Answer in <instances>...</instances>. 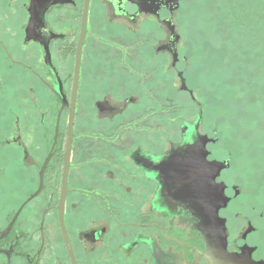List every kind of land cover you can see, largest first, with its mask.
I'll return each instance as SVG.
<instances>
[{
	"label": "flooded vegetation",
	"instance_id": "flooded-vegetation-1",
	"mask_svg": "<svg viewBox=\"0 0 264 264\" xmlns=\"http://www.w3.org/2000/svg\"><path fill=\"white\" fill-rule=\"evenodd\" d=\"M171 1L90 0L64 207L71 250L58 208L86 0L7 1L6 11L15 6L26 15L24 38L39 46L42 70L6 53L56 97L59 107L53 132L46 129L32 150L15 133L20 119L13 124L11 118L9 128L0 130L7 163L0 175L9 181L5 190L0 186L5 194L0 200V264H212L201 210L194 212L179 199L187 194L186 181L204 182L205 174L212 173L206 163L213 162L228 164L216 178L227 198L219 218L228 252L249 247L252 259L264 263V211L233 174L232 159L219 156V133H206L200 116L179 134L167 123L173 114V72L181 86L187 79L179 67L181 36L173 21L181 1ZM33 3L37 37L27 41ZM158 34L164 39L158 40ZM181 91L193 99L189 87ZM163 92L169 95L165 102Z\"/></svg>",
	"mask_w": 264,
	"mask_h": 264
},
{
	"label": "rangeland",
	"instance_id": "rangeland-1",
	"mask_svg": "<svg viewBox=\"0 0 264 264\" xmlns=\"http://www.w3.org/2000/svg\"><path fill=\"white\" fill-rule=\"evenodd\" d=\"M7 1L0 0V130L9 128L11 118L13 124L20 119L19 131L13 132L22 135L32 150L46 129L53 132L59 103L32 73L9 59L6 52L13 60L42 70L39 46L24 38L26 15L15 6L6 11ZM180 1L173 15L181 36L179 67L186 73L193 99L181 91V81L173 72L169 92L173 114L167 123L179 134L184 124L200 116L206 133L218 132L219 156L232 159L233 174L264 211V0ZM160 39L163 34H158ZM66 81L70 88L71 79ZM159 95L163 102L169 96L168 92ZM82 115L80 110L79 124ZM42 119L47 125H41ZM67 122L64 112L63 129ZM77 131L81 134L82 127ZM3 150L0 147V173L7 164ZM6 178L0 175L4 190L9 184ZM3 199L5 194H0ZM261 248L264 253L263 243Z\"/></svg>",
	"mask_w": 264,
	"mask_h": 264
},
{
	"label": "water",
	"instance_id": "water-1",
	"mask_svg": "<svg viewBox=\"0 0 264 264\" xmlns=\"http://www.w3.org/2000/svg\"><path fill=\"white\" fill-rule=\"evenodd\" d=\"M90 0H86L85 3V11L83 16V24H82V33L78 44L76 62H75V75H74V85H73V93L71 97V109L69 116V124H68V142L65 153V169L63 173V188L61 192V199L59 204V215H60V225L63 232V236L66 242V245L71 250V245L68 239L67 231L65 228L64 222V207L65 200L68 193V172H69V164L72 153V143L74 140V122H75V107L77 102V94H78V86L80 80V70H81V61H82V49L84 44V39L86 36L87 30V15H88V7ZM172 4H177L178 0H172ZM35 3H33V8L31 10V19L29 28L27 30V41L31 39H36L37 33L35 29V22L37 17V12L35 9ZM176 38H178L176 36ZM182 90H188L186 80L182 78ZM66 106V102L62 101L61 112ZM60 112V113H61ZM60 118V116H59ZM208 167L211 168L212 173L207 176L205 174L204 182H196L191 183V180L188 182V186L186 189V195L184 198L179 201L188 203L192 210L195 212L197 209L201 210V221L203 225V229L205 230L206 237L208 239V251L214 257L212 264H264L255 262L252 259V249L249 247H244L241 253L230 254L227 250V242H226V229L223 224V221L219 218V211L227 204V198L223 193V189L220 188L221 185L216 183V178L220 174V172L228 167L226 162H213L206 163ZM47 166V162L45 163L43 170ZM43 172L41 173V177ZM189 177L198 176L197 173H189ZM197 180V179H196ZM217 193L209 194L211 188L215 189ZM220 188V189H219ZM212 216V217H208Z\"/></svg>",
	"mask_w": 264,
	"mask_h": 264
},
{
	"label": "trees",
	"instance_id": "trees-1",
	"mask_svg": "<svg viewBox=\"0 0 264 264\" xmlns=\"http://www.w3.org/2000/svg\"><path fill=\"white\" fill-rule=\"evenodd\" d=\"M2 108V107H1ZM177 109H179V108H177Z\"/></svg>",
	"mask_w": 264,
	"mask_h": 264
}]
</instances>
